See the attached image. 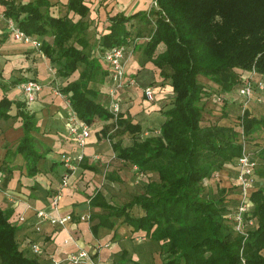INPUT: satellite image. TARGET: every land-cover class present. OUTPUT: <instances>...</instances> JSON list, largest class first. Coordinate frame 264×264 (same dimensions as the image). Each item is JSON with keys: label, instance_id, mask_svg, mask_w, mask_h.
<instances>
[{"label": "trees", "instance_id": "1", "mask_svg": "<svg viewBox=\"0 0 264 264\" xmlns=\"http://www.w3.org/2000/svg\"><path fill=\"white\" fill-rule=\"evenodd\" d=\"M84 2L70 0L68 4L69 12L80 16L74 23L68 16L53 17L43 12L42 8L50 6L48 0L27 4L0 0L7 19L27 35L42 39L41 51L56 65L58 89L69 98L77 118L88 126L96 120L112 121L106 126L119 132L108 136L117 157L137 167L144 178H153L142 193L121 206L110 203L98 191L89 203L91 209L101 212L90 217L98 219L92 230L113 229L118 220H123L134 232H144L160 244L162 264H264V140L253 138L264 129V117L251 107L260 105L257 99L261 97L263 102L264 94L255 92L244 109L236 103L243 99L238 90L244 77L252 73L255 80L264 81V0H155L157 8L148 12L112 16L110 33L95 45L88 38L89 10ZM134 19L141 26L133 31L130 22ZM146 34L143 53L171 79L174 92L171 107L163 112L164 122L152 132H142L139 124L121 112L115 119L105 104V94L96 86L109 77L102 54ZM162 44L163 52L157 53ZM76 72L79 78L70 81ZM33 80L37 81L18 79L9 86ZM209 84L226 93L229 101L233 98L234 103L230 101L228 108L224 105L216 113L219 117L205 118L206 101L214 96ZM0 87L4 91L0 119L12 118L10 112L16 105L24 136L15 153L25 159L28 177L35 178L46 156L33 135L38 120L26 102L8 98L7 85L0 82ZM232 113H237L234 118ZM225 118L232 120V125L222 124ZM105 131L103 127L100 134ZM251 142H257L254 153L246 147ZM245 148L256 165L254 178L256 172L260 178L257 184L253 179L252 207L246 214L251 216L246 220L254 224L247 237L234 229L233 216L241 202L238 183L229 193L216 178L226 164L236 163ZM61 165L54 163L52 167ZM2 169L1 184L6 187L19 168ZM37 188L32 186V190ZM53 191H47V195L50 197ZM135 206L142 211L139 216L132 213ZM11 217L12 210L0 206V264H42L21 250L20 227L11 222Z\"/></svg>", "mask_w": 264, "mask_h": 264}, {"label": "crops", "instance_id": "2", "mask_svg": "<svg viewBox=\"0 0 264 264\" xmlns=\"http://www.w3.org/2000/svg\"><path fill=\"white\" fill-rule=\"evenodd\" d=\"M32 1L34 0H15L16 4H27ZM48 1L50 6L42 8L43 12H48L53 17L68 16L74 23L80 20V16L69 12L70 0ZM154 1L85 0L84 4L89 10L86 21L89 25L90 44L95 45L101 36L110 33L112 16L117 14L131 16L148 12L154 7ZM4 12L5 7L0 4V82L7 85L8 98L16 103L25 102L22 85L11 87L9 86L11 81L36 79L43 85L38 101L32 106H27L38 120V130L33 133L36 143L41 153L46 154L39 163L40 174L37 177H28L25 159L21 154L15 153L18 143L24 136L22 121L16 117L18 111L16 105L10 112L12 118L0 119V179L3 181L4 166L19 168L13 173L6 187L0 184V206L4 210H12L11 222L20 227L18 242L21 250L26 255L37 258L42 264H74L68 262L67 258L79 250L88 251L95 256L99 264H162L160 244L148 239L144 232H134L132 227L123 223V220H118L113 229L100 227L96 232L92 230L98 219L91 220L90 217H96L101 212L98 208L91 209L90 199L98 191L103 192L101 188L105 182L102 172L104 165L99 167L98 159L106 150V145L105 140L99 136L102 128L112 121L96 120L90 126L91 136L83 149L84 161L76 174L69 176L68 167L61 157L64 154L76 155L81 150L70 132L74 111L69 98L58 89L60 79L57 78V67L43 51L13 39L7 28ZM130 23L133 24V31L139 25L136 19ZM36 39L42 41L41 38ZM147 41L146 34L130 40L125 46V74L126 80L130 83L119 93L121 113L132 123L139 124L142 132L158 131L165 120L163 112L169 109L174 101L171 79L163 75L143 53V45ZM164 48L163 44L160 45L157 53L163 52ZM103 67L107 70L105 65ZM248 76L253 75L250 73L246 77ZM78 78L79 72H76L70 81ZM94 85L92 84V87ZM96 86L105 94V104L108 106V92L111 87L109 77ZM147 88L153 90V100L146 98L144 91ZM3 97L4 91L0 87V100ZM247 105L245 104L242 109ZM259 107L260 112L255 109L258 115L262 112V108ZM97 122L103 127L96 128ZM221 123L232 125V120H223ZM54 163L63 165L52 167ZM83 165L93 167V170L84 168ZM65 176L69 178V183L62 187ZM236 176L237 161L226 164L216 178L223 188L230 190L236 183ZM35 185L40 189L32 190V186ZM50 190L54 191L49 197L47 191ZM59 191L61 192L59 208L54 210L51 198ZM229 193L233 192L230 190ZM39 212H44L55 219L72 215L73 221L65 226L54 225L39 218L37 215ZM32 244L40 247V254L35 255L32 252Z\"/></svg>", "mask_w": 264, "mask_h": 264}, {"label": "built area", "instance_id": "3", "mask_svg": "<svg viewBox=\"0 0 264 264\" xmlns=\"http://www.w3.org/2000/svg\"><path fill=\"white\" fill-rule=\"evenodd\" d=\"M154 7L157 8V3L155 1ZM7 28L15 41L31 45L34 48L41 50L42 42L39 39L29 36L22 30H20L17 24L12 19H7ZM125 55V47H116L106 50L101 56V62L107 67V70L109 72L111 87L108 92V107L110 112L115 115V119L117 118V115H119V113L121 112L119 93L121 89H123L128 83H130L126 80ZM252 75L254 76V74ZM253 76L244 77V83L242 87L238 90V94L241 97L245 98L246 104L250 101V98L255 92L264 94V81L261 79L255 80ZM21 87L25 95V102L28 106H32L38 101L39 94L43 90V85L40 82L34 80L23 83ZM144 93L148 100H153V90L151 88L145 89ZM257 102L261 103L262 98L258 97ZM71 122H73V125L70 128V132L73 135L74 141L81 150V152L77 153L76 155H62L61 159L68 167V171L70 172L68 173L70 174L69 176L75 175L77 170L83 163L85 157L83 149L87 146L88 140L91 136L90 126L86 125L84 122L79 120L75 113L73 118L71 119ZM255 167V163L250 160V155L248 154L245 148L242 156L237 160L238 175L236 182L240 187L241 202L237 212L233 216L235 222L234 229L236 233L243 237H247L249 229L254 224L253 220H246L251 216L246 214L250 211V208L252 207V203L250 202V195L254 188L253 179ZM134 170H136L137 173L136 181L137 183H139L145 176L138 170L137 167H134ZM68 180L69 178L65 176L62 180V187L68 185ZM1 183L2 179H0V184ZM60 195L61 192L59 191L51 198V206L54 210H58L59 208ZM37 215L39 218L43 220H48L54 225L65 226L67 223L73 221L72 215H66L58 219L51 218L50 216H48V214L44 212H39ZM31 250L35 255H38L41 252V249L37 244H32ZM67 261L74 264H99L95 260L94 256H92L86 250H79L77 252L71 253L68 256Z\"/></svg>", "mask_w": 264, "mask_h": 264}, {"label": "rangeland", "instance_id": "4", "mask_svg": "<svg viewBox=\"0 0 264 264\" xmlns=\"http://www.w3.org/2000/svg\"><path fill=\"white\" fill-rule=\"evenodd\" d=\"M208 86L211 87V89L214 91V96L211 97L209 100L206 101L205 107H206V115L205 118L208 116L213 117H219L216 115L219 111H222V108L225 107L228 108L231 105V102L233 98L230 96V101L226 93L222 92L221 90H217L215 85L209 84ZM245 98L239 100V102H236L239 109H242V107L245 105ZM234 103V102H233ZM248 104V103H247ZM262 108V113L259 114V117H264V99L262 104L260 105L252 104V109H258V107ZM259 107V108H260ZM259 110V109H258ZM260 112V110H259ZM233 118L236 116L237 113H232ZM226 119V118H225ZM224 119V120H225ZM232 119V118H231ZM230 120V119H226ZM221 121V119H220ZM226 122V121H225ZM101 123L97 122L95 124V127H103L100 126ZM106 131L100 135V139L105 140L106 150L100 154L98 159V166L104 165L102 167V172L105 177L104 185L102 186L101 190L103 191V194L105 198L112 204L116 206H121L129 203L137 194L142 193L145 189V186L147 183H149L153 178L146 177L143 179V181H140L137 183L136 177L137 173L136 170H133V167L129 163L122 162L123 160L119 159L117 157V154L113 151L112 146L108 140V136H114L118 135L119 132L114 129L112 126H105ZM94 131V129H93ZM106 133V135H105ZM99 135V133H98ZM255 140L263 141L264 140V129L261 131H258L254 137ZM243 139V138H242ZM244 141V140H243ZM257 143V142H256ZM254 142L245 143L246 147L251 151V153H254L256 150V146ZM100 163V164H99ZM260 169V166L258 167ZM258 169V170H259ZM257 170V171H258ZM255 182L257 184L258 180L260 179L259 176L255 175ZM132 213L136 216H139V214L142 213L141 209L137 206L132 208Z\"/></svg>", "mask_w": 264, "mask_h": 264}]
</instances>
